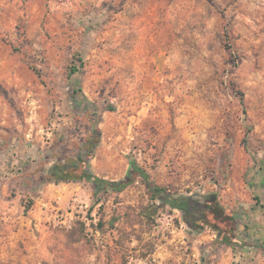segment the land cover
<instances>
[{"label":"rangeland","instance_id":"374dc122","mask_svg":"<svg viewBox=\"0 0 264 264\" xmlns=\"http://www.w3.org/2000/svg\"><path fill=\"white\" fill-rule=\"evenodd\" d=\"M0 264H264V0H0Z\"/></svg>","mask_w":264,"mask_h":264},{"label":"trees","instance_id":"16d2710c","mask_svg":"<svg viewBox=\"0 0 264 264\" xmlns=\"http://www.w3.org/2000/svg\"><path fill=\"white\" fill-rule=\"evenodd\" d=\"M76 70V68L70 67L69 75ZM95 131L96 130L93 129V136H95ZM94 141V139L89 140V142H92L90 144H93ZM91 149L92 147L87 148V151H90ZM137 177L143 179L146 188L160 201V204H167L172 208L181 210L188 225H192L191 227H195L200 220H204V218L207 217V214L211 212L206 197L172 194L164 188L151 183L149 174L142 169L134 159L129 161L127 173L119 180H107L99 177L87 168V160L81 156H78L76 159L68 163L55 164L50 168L48 179L63 181L86 180L92 184L94 191L97 192L106 188H111L114 191H121L128 185L132 184Z\"/></svg>","mask_w":264,"mask_h":264},{"label":"crops","instance_id":"0c3cea01","mask_svg":"<svg viewBox=\"0 0 264 264\" xmlns=\"http://www.w3.org/2000/svg\"><path fill=\"white\" fill-rule=\"evenodd\" d=\"M73 2L75 3L76 0H73ZM78 3H79L80 5H81V4L83 5V2H82V1H78ZM75 10H76V13L79 12V10H78V11H77V9H75ZM74 24H75V23H74ZM71 25H73V24H71Z\"/></svg>","mask_w":264,"mask_h":264}]
</instances>
